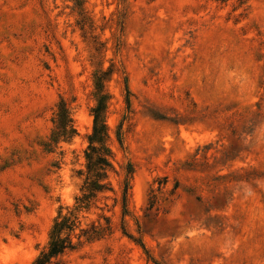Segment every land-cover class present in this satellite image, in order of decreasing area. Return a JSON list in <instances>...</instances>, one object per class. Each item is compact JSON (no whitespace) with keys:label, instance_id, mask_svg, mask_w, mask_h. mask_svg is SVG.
Here are the masks:
<instances>
[{"label":"rangeland","instance_id":"1","mask_svg":"<svg viewBox=\"0 0 264 264\" xmlns=\"http://www.w3.org/2000/svg\"><path fill=\"white\" fill-rule=\"evenodd\" d=\"M103 73L112 191L59 264H264V0H0V264L76 213Z\"/></svg>","mask_w":264,"mask_h":264},{"label":"trees","instance_id":"2","mask_svg":"<svg viewBox=\"0 0 264 264\" xmlns=\"http://www.w3.org/2000/svg\"><path fill=\"white\" fill-rule=\"evenodd\" d=\"M76 7L82 10L83 0H74ZM107 73L97 76L95 85L97 89V105L93 109L94 125L88 138V147L85 150L86 180L82 188V195L76 199L74 212L70 216L59 217L52 228L51 240L45 251L33 264H59V259L67 251L75 249L74 231L79 224L77 213L88 211L100 194L112 191L109 182V173L112 171V152L109 147V133L105 121L107 108V94H103V83ZM54 129L45 148L52 152L61 142H67L76 135L70 109L64 100H60L53 118ZM120 137V136H119ZM132 170L127 171L122 190V211L126 215L130 191V176ZM107 221V220H106ZM87 240H95L111 234L110 223L106 227L92 226L90 230H83ZM80 237H78L79 239Z\"/></svg>","mask_w":264,"mask_h":264}]
</instances>
